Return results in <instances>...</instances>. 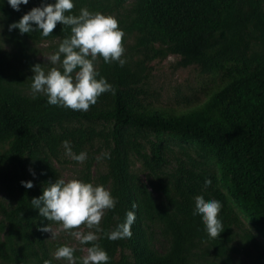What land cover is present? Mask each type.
Listing matches in <instances>:
<instances>
[{
	"label": "trees",
	"instance_id": "trees-1",
	"mask_svg": "<svg viewBox=\"0 0 264 264\" xmlns=\"http://www.w3.org/2000/svg\"><path fill=\"white\" fill-rule=\"evenodd\" d=\"M42 2L54 0H29L20 11L0 0V264H67L54 257L58 247L83 257L93 243L108 264H264V0H73L72 14L111 15L124 33L123 66L95 64L114 93L86 112L30 90L31 68L59 69L48 57L70 35L59 22L48 37L8 30ZM171 56L174 68L196 75L164 106L152 63ZM65 140L87 153L83 163L65 155ZM69 168L118 201L97 239L79 247L31 205ZM197 196L222 204L216 238L192 215ZM128 211L131 237L107 239ZM47 225L61 234L40 231Z\"/></svg>",
	"mask_w": 264,
	"mask_h": 264
},
{
	"label": "clouds",
	"instance_id": "clouds-1",
	"mask_svg": "<svg viewBox=\"0 0 264 264\" xmlns=\"http://www.w3.org/2000/svg\"><path fill=\"white\" fill-rule=\"evenodd\" d=\"M7 3L13 10L20 11V6L27 5L29 0H7ZM73 7V0L42 2L25 13L18 22L10 24L8 30L18 29L21 34L35 31L42 37H48L58 22L70 27V35L48 57L53 65L59 62V69L52 67L46 72L40 64L34 65L31 68L33 76L30 90L34 98L39 93L46 95L49 105L86 112L91 105L96 104L100 95L114 93L113 86L100 76L95 64L98 58H102L104 63L115 61L123 66L124 33L115 17L93 13L86 8H81L79 14L74 15L71 13ZM63 146L65 155L71 160L78 164L86 160L87 153H74L69 141H63ZM29 171L35 176L34 170ZM21 184L26 189L33 187L31 180L21 181ZM211 185V180H205L204 188ZM194 199L193 217H200L208 237L216 238L224 231L222 220L218 218L221 202L215 199L206 201L203 196ZM117 202L103 185L77 179L65 182L59 178L45 187L41 196L34 197L31 205L48 221L58 222L60 228L83 245L97 239L96 233L100 231L104 211L114 209ZM135 219V212L128 211L124 221L106 233L107 239L115 241L131 237V226ZM81 225L95 231L82 232L79 230ZM40 231L51 232L50 225L42 227ZM74 251L72 247L62 245L56 249L54 257L66 260L67 264H108L109 256L98 244L93 243L83 257H75ZM44 264H52V261L45 260Z\"/></svg>",
	"mask_w": 264,
	"mask_h": 264
},
{
	"label": "rangeland",
	"instance_id": "rangeland-1",
	"mask_svg": "<svg viewBox=\"0 0 264 264\" xmlns=\"http://www.w3.org/2000/svg\"><path fill=\"white\" fill-rule=\"evenodd\" d=\"M45 57H47L45 55ZM178 58L175 56H171L163 61H155L152 63V66L154 68L153 74L154 79L152 81L153 87L155 89H161L162 90V97H161V104L164 106H171L168 105L167 102H169V98L172 96V92H174V88L176 87H185L187 83L195 82V70L193 67L189 68H174L176 65ZM64 180H72L73 175L72 172L69 170H66L64 172L63 176ZM79 230L82 232L92 231V229H87L84 226L79 227ZM61 229H58L57 227H54L51 229L50 235L53 237L59 236L61 234ZM51 237V238H52ZM72 245L73 246H80L79 241L72 237ZM83 255H87V249L83 250Z\"/></svg>",
	"mask_w": 264,
	"mask_h": 264
}]
</instances>
